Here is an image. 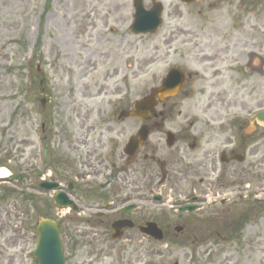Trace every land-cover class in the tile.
I'll use <instances>...</instances> for the list:
<instances>
[{"label": "rangeland", "instance_id": "obj_1", "mask_svg": "<svg viewBox=\"0 0 264 264\" xmlns=\"http://www.w3.org/2000/svg\"><path fill=\"white\" fill-rule=\"evenodd\" d=\"M153 1L144 0L145 6L150 8ZM159 1L165 6L162 27L153 34L135 35L129 29L133 0H0V164L18 174L49 164L63 176L67 171H89L80 163L79 135L98 118L110 120L103 124L104 134L121 144L136 132L138 120L118 121L116 115L155 87L169 62H178L173 55L166 62L157 57L163 38L172 31L179 38L176 44L197 37L180 46L186 48L188 69L205 70L203 65H208L193 47L197 41L239 38L243 66L252 65L250 53L259 54V72L254 68H248L250 74L239 72L240 85L232 83L228 70L221 80L226 100L237 102L243 112L264 107V0H202L192 5ZM209 46L201 47L203 53ZM157 139L153 135L150 141L157 144ZM132 167V181L135 176V181L143 182V166L136 161ZM241 170L244 197L217 207L225 210L213 212L206 222H197L206 225L204 232L197 229L202 247L172 239L163 256L167 263L264 264V203L246 197L256 185L247 163L238 173ZM12 185L2 183L0 190ZM16 200L14 196L2 200L0 264H37L33 256L37 235L34 229L31 232L36 219H29L27 204ZM22 221L27 229L21 228Z\"/></svg>", "mask_w": 264, "mask_h": 264}, {"label": "flooded vegetation", "instance_id": "obj_2", "mask_svg": "<svg viewBox=\"0 0 264 264\" xmlns=\"http://www.w3.org/2000/svg\"><path fill=\"white\" fill-rule=\"evenodd\" d=\"M195 38H185L177 45L176 31L163 38L158 60L166 62L173 55L178 62L161 70L157 86L164 84L171 69L178 68L171 80L177 93L159 100L155 116L141 121L149 135L132 162L125 153L128 137L121 144L111 135L105 136L102 127L110 120L98 118L79 135L80 163L89 171L74 173L76 182L72 185L67 179L69 171L64 176L55 174L50 164L46 168L33 166L19 176L28 186V193L22 190L28 218L44 216L60 225L66 264H180L178 260H164L170 249L166 246L179 239L202 247L204 241H199L197 229L204 232L206 225L197 222H206L213 212L225 210L217 207L226 203L213 206L208 201L227 195L228 187L241 184L244 173H238L239 167L247 163L252 171L256 185L253 197L258 198L256 192L264 189L258 190L264 185V151L260 149L264 147V127L244 119L242 108L227 101V91L222 89L226 70L233 84L242 82L237 79L243 66L241 41L221 38L204 43L210 45L206 47L208 53H203V43H194L196 51L206 58L204 64L208 65L200 64L205 70L208 67L207 73L186 66V48L181 47ZM258 67L254 64L259 72ZM211 70L215 72L211 74ZM153 135H158L159 143L150 141ZM136 161L143 166V182L135 181V176L134 181L130 178ZM45 181L59 183L58 190H42L40 185ZM69 186V197L79 204V212L63 214L54 199ZM189 206L194 210H188ZM155 232H162L163 239H155ZM162 258L164 262L155 263Z\"/></svg>", "mask_w": 264, "mask_h": 264}, {"label": "water", "instance_id": "obj_3", "mask_svg": "<svg viewBox=\"0 0 264 264\" xmlns=\"http://www.w3.org/2000/svg\"><path fill=\"white\" fill-rule=\"evenodd\" d=\"M190 2L191 0H185ZM135 21L131 27L134 32L155 31L160 24L161 6L157 5L152 10H146L141 0L135 1ZM159 91H154L149 96L137 102L134 106L135 114H141L143 111L150 110L155 97ZM264 118V114H260ZM39 245L35 252L39 264H64L63 249L60 239L59 229L56 224L47 219L40 220L39 227Z\"/></svg>", "mask_w": 264, "mask_h": 264}, {"label": "bare ground", "instance_id": "obj_4", "mask_svg": "<svg viewBox=\"0 0 264 264\" xmlns=\"http://www.w3.org/2000/svg\"><path fill=\"white\" fill-rule=\"evenodd\" d=\"M8 174V170L6 168H0V178L6 177Z\"/></svg>", "mask_w": 264, "mask_h": 264}]
</instances>
